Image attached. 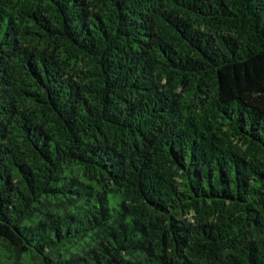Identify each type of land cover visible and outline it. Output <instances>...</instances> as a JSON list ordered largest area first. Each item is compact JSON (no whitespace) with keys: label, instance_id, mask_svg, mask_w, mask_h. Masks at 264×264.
<instances>
[{"label":"trees","instance_id":"16d2710c","mask_svg":"<svg viewBox=\"0 0 264 264\" xmlns=\"http://www.w3.org/2000/svg\"><path fill=\"white\" fill-rule=\"evenodd\" d=\"M0 264H264V0H0Z\"/></svg>","mask_w":264,"mask_h":264}]
</instances>
